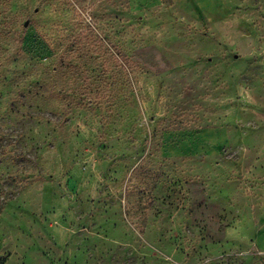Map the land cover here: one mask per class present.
<instances>
[{
    "label": "rangeland",
    "instance_id": "obj_1",
    "mask_svg": "<svg viewBox=\"0 0 264 264\" xmlns=\"http://www.w3.org/2000/svg\"><path fill=\"white\" fill-rule=\"evenodd\" d=\"M260 243L264 0H0V264Z\"/></svg>",
    "mask_w": 264,
    "mask_h": 264
},
{
    "label": "crops",
    "instance_id": "obj_2",
    "mask_svg": "<svg viewBox=\"0 0 264 264\" xmlns=\"http://www.w3.org/2000/svg\"><path fill=\"white\" fill-rule=\"evenodd\" d=\"M262 248V243H260ZM260 258L255 260L253 258H247V264H264V249L259 250Z\"/></svg>",
    "mask_w": 264,
    "mask_h": 264
}]
</instances>
